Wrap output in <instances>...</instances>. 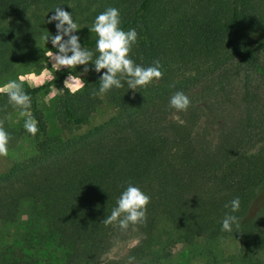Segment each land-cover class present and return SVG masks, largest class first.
I'll return each mask as SVG.
<instances>
[{
	"label": "trees",
	"instance_id": "trees-1",
	"mask_svg": "<svg viewBox=\"0 0 264 264\" xmlns=\"http://www.w3.org/2000/svg\"><path fill=\"white\" fill-rule=\"evenodd\" d=\"M8 1L0 0V85L37 63L50 42L42 38L56 35L55 22L46 21L57 7L71 13L79 26L75 35L93 52V62L97 37L89 29L99 14L118 9L121 29L138 34L130 58L143 67L159 60L163 77L135 93L122 80L123 87L98 96L100 108L88 109L63 87L62 75L56 81L60 134L54 136L34 102L47 85L24 88L38 122L35 137L8 121L19 111L0 92L8 151L27 138L36 152L23 159L0 157V223L14 224L23 207L28 217L26 231L0 247V264H128L129 257L133 264H168L172 247L201 238L228 237L249 253L264 252V210L247 216L264 188V131L235 133L228 141L221 134L213 145L208 132L197 131L196 113L214 86L221 91L242 67L262 65L264 0H14L5 6ZM212 8L217 16L203 18ZM87 67V73L84 66L76 71L98 93L105 70ZM176 92L189 97L187 111L169 107ZM243 106L242 126L260 128L250 105ZM129 184L150 197L146 220L127 230L118 222L105 226ZM236 197L240 208L232 212ZM225 215L237 216L240 227L222 231ZM128 239L134 243L121 248ZM46 245L58 251L59 260Z\"/></svg>",
	"mask_w": 264,
	"mask_h": 264
},
{
	"label": "rangeland",
	"instance_id": "rangeland-1",
	"mask_svg": "<svg viewBox=\"0 0 264 264\" xmlns=\"http://www.w3.org/2000/svg\"><path fill=\"white\" fill-rule=\"evenodd\" d=\"M14 0H9L4 3L5 6L14 4ZM218 14L216 8L204 11L202 17L205 19L215 18ZM48 50L56 52L52 47L51 42L42 47L38 57L37 63L28 70H21L11 80L18 82L20 77H24L21 82L23 89L36 87L39 85H47L34 98L37 113L42 117L46 132L49 136L60 134L58 116L60 108L58 106L59 95L61 89L57 84V80L62 77V85L67 88L68 92L77 100L84 101L88 109H98L100 106L97 103L98 95L96 93L94 84L85 76L75 70L61 69L56 70L51 65L50 58L47 56ZM262 65L257 64L242 67L238 75L232 81L228 80L224 83L221 91L214 86L210 97L200 98V108L196 113L200 115L199 126L197 131H206L209 133L211 139L213 138V145L218 139L219 135H226L227 141L230 136L239 133H260L264 131V61L260 58L258 60ZM80 77L85 87L73 92L75 87L74 82L69 81L65 83L68 75ZM55 77V79H54ZM7 84V83H5ZM5 84H1L3 88ZM250 105V115L254 119L259 120V127L257 126L244 128L242 126L245 118V110L243 105ZM102 113V110L100 111ZM10 123L17 125H24L25 118L21 117L15 112L8 117ZM106 138L103 140L105 143ZM36 154L34 143L22 138L18 146L8 151L6 157L11 159L29 158ZM264 210V188L260 189L252 202L249 205L248 217L260 214ZM27 208L23 207L17 216V221L14 224L0 223V247L2 244L6 245L13 239L21 236L27 229L25 223L27 221ZM162 224V223H161ZM134 240L128 239L119 244L121 248L131 246ZM47 246V251L52 255L54 261L59 260L60 255L57 250L52 251L50 245ZM170 259L168 264H264V252L249 253L240 244L231 238H222L215 240L196 239L190 244L178 243L171 248ZM53 261V262H54Z\"/></svg>",
	"mask_w": 264,
	"mask_h": 264
},
{
	"label": "clouds",
	"instance_id": "clouds-1",
	"mask_svg": "<svg viewBox=\"0 0 264 264\" xmlns=\"http://www.w3.org/2000/svg\"><path fill=\"white\" fill-rule=\"evenodd\" d=\"M55 22L56 35H45L42 39L48 43L51 42L56 52L48 50L47 56L50 58L51 65L57 71L61 69L75 70L78 66H84V73L89 71L87 65H94V71L100 73L105 70L99 78V92L94 95L102 99L113 87L119 89L124 85L122 80L126 81L127 86L134 93L137 88H147L149 85L158 83L163 73L160 70L159 60L153 62V66L143 67L135 64L130 58V52L133 45L137 42L136 29L124 31L121 29L120 12L118 9L110 7L99 14L89 29L96 34L97 56L93 62V52L81 46L80 37L75 35L79 31V26L72 19L70 12L62 7H57L46 23ZM55 79V77H54ZM20 77L19 81H23ZM74 82L73 92L85 87L84 81L77 76L68 75L65 83ZM18 81H9L0 88V92H5L9 103L13 108L19 111V115L25 118L24 129L35 137L39 131L38 122L31 114V97L25 93L22 83ZM191 101L183 92H176L169 102V107L177 112L187 111ZM173 119H178L174 116ZM10 137L0 121V157L8 155V144ZM150 203V197L140 188L129 184L126 190L122 192L117 200L110 216L103 220L105 226L118 222L121 230H127L130 225L135 226L146 220L147 206ZM226 205L225 207H228ZM231 211L237 212L240 208L239 197L234 198L230 203ZM233 225L240 227V221L237 216L225 215L222 221V231L232 232ZM134 257H129L128 264H133Z\"/></svg>",
	"mask_w": 264,
	"mask_h": 264
}]
</instances>
